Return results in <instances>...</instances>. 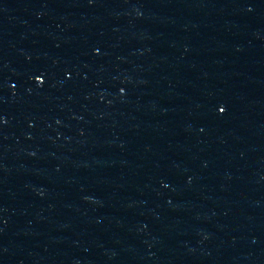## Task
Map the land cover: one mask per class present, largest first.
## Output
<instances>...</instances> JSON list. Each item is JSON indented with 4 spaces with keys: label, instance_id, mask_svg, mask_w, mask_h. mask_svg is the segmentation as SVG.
Returning a JSON list of instances; mask_svg holds the SVG:
<instances>
[{
    "label": "water",
    "instance_id": "obj_1",
    "mask_svg": "<svg viewBox=\"0 0 264 264\" xmlns=\"http://www.w3.org/2000/svg\"><path fill=\"white\" fill-rule=\"evenodd\" d=\"M0 264H264V0H0Z\"/></svg>",
    "mask_w": 264,
    "mask_h": 264
}]
</instances>
